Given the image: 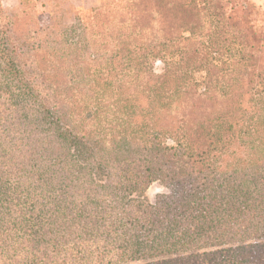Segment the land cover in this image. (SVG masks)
<instances>
[{
    "label": "trees",
    "instance_id": "1",
    "mask_svg": "<svg viewBox=\"0 0 264 264\" xmlns=\"http://www.w3.org/2000/svg\"><path fill=\"white\" fill-rule=\"evenodd\" d=\"M18 2L9 11L0 0V58L13 80L25 79V90L33 88L25 113H15L13 123L25 126L33 141L28 156L43 163L36 174L62 183L47 212L37 201L27 208L25 236L35 235L36 220H43V232L55 231L50 241L78 231L79 211L87 221L105 220L112 195L142 192L160 179L171 193L144 205L143 216L134 212L126 219L144 221L137 247L153 256L144 264H264L259 5L106 0L91 15L78 17L81 33L74 40L68 30L76 25L51 19L55 32L43 34L47 11L29 8L33 0ZM18 49L25 56L9 59ZM19 61H25V73ZM157 62L164 66L161 73ZM74 79L88 92L61 89V81ZM75 152L92 155L95 165L109 170L100 192L78 188L87 204L75 199ZM49 164L52 169L44 171ZM81 181L87 185L84 174ZM10 223L3 226L0 218L2 238L14 233L17 224ZM29 243L32 253L39 242Z\"/></svg>",
    "mask_w": 264,
    "mask_h": 264
},
{
    "label": "rangeland",
    "instance_id": "2",
    "mask_svg": "<svg viewBox=\"0 0 264 264\" xmlns=\"http://www.w3.org/2000/svg\"><path fill=\"white\" fill-rule=\"evenodd\" d=\"M92 1L93 4L89 3L90 0H33L34 4L30 3L29 8L47 11L41 23L43 34L55 32L56 28L51 27L53 23L51 19L56 18L59 25L64 23L67 26H77L73 30H68V33L72 34V39L77 40L81 33V28L77 25L78 17L84 19V16L91 15L92 10L106 0ZM19 6L18 1L14 4H5L9 11H14ZM258 7L263 12L261 16L264 22V8L260 5ZM48 10L51 11V17L48 16ZM37 40H41V35L37 36ZM18 46L25 47L22 44ZM10 52L9 59L25 56V50H17L18 54L22 53L21 55L14 51ZM18 64L22 65L20 71L25 73L27 68L25 61H19ZM163 67L162 63L157 62L155 71L161 73ZM8 69L9 65L0 58V218L3 226H10V221L17 225L14 233L4 238L0 236V264H144L150 261L153 256L145 253L144 248L137 247L138 240L143 239L144 221H133L131 224L126 222V219L134 212L140 214L144 205H154L163 195L171 193V188L160 179L153 180L142 192L122 191L115 198V195H112L113 197L106 202L110 206L108 207L110 213L105 220L87 221L81 217L79 211L75 220L78 231L70 229L67 234L62 235L63 237L59 236L50 241L55 231L43 232V228L40 227L44 225L43 220H36L39 222L33 228L35 235L32 234L30 238L25 236L27 208L34 206V202L37 201L36 206L47 212L59 199L62 183L56 180L57 176L54 178L38 176L35 172L36 169L43 168V163L28 156L33 141L25 136V126L18 127L13 123L15 113H25V100L30 92L28 90L33 86L25 90V79L13 80L8 75ZM197 77L202 81V76ZM61 83L64 85L61 89L65 91L73 87L72 90L80 88L83 93L88 92L75 79L69 84L62 81ZM167 143L171 145L173 141L169 140ZM92 157L85 152H75L76 161L71 166L76 170L75 199L80 204H87L88 201L81 199L78 188L100 192L101 185L108 179L109 170L100 169ZM50 169L52 167L49 164L44 171ZM83 174L87 181L86 186L81 185ZM67 180L69 181L68 178ZM112 199L114 200L111 206ZM16 202L19 203V207L15 205ZM18 215L21 223H17ZM137 223L140 227H135ZM27 227L30 229L29 225ZM150 229L152 228L148 226L149 234ZM31 239L33 242L35 239L39 242L32 253L27 248ZM217 248L218 246H210L207 250Z\"/></svg>",
    "mask_w": 264,
    "mask_h": 264
},
{
    "label": "crops",
    "instance_id": "3",
    "mask_svg": "<svg viewBox=\"0 0 264 264\" xmlns=\"http://www.w3.org/2000/svg\"><path fill=\"white\" fill-rule=\"evenodd\" d=\"M18 0H2V2L4 3V4H14V3H16ZM84 1V0H83ZM251 1H253V2H255L256 4H258V5H260L262 8H264V0H251ZM93 1L92 0H90V4H93L92 3Z\"/></svg>",
    "mask_w": 264,
    "mask_h": 264
}]
</instances>
